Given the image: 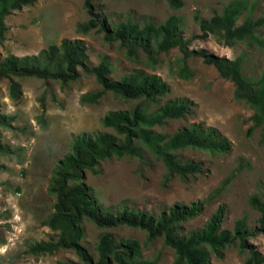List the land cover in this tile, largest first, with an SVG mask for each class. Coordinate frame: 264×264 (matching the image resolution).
<instances>
[{
  "label": "rangeland",
  "instance_id": "1",
  "mask_svg": "<svg viewBox=\"0 0 264 264\" xmlns=\"http://www.w3.org/2000/svg\"><path fill=\"white\" fill-rule=\"evenodd\" d=\"M84 1L32 0L11 9L3 17L1 57L36 54L63 38L81 39L86 46L85 65L95 66L107 56L113 80L133 68H144L147 72L157 73L168 84L169 91L161 101L185 97L193 103L188 114L154 126L155 131L170 134L179 127L203 123L215 127L229 142V149L224 153H211L191 146L176 150L181 159L201 163L200 172L185 179L171 176L163 181L162 162L147 151L140 158L110 155L98 162L94 167L96 172L84 171L83 181L90 187L97 203L103 209L125 206L157 214L173 204L206 199L199 215L180 224L182 233L200 228L219 204L224 205L221 228L231 230L234 220L243 215L249 229L257 226L259 213L249 206L247 196L259 191L258 182L264 185V146L259 143L260 128L248 132L252 125V105L235 92L229 79L222 77L214 66L204 63L199 56L182 58L183 52L172 47L153 54L155 62L140 50L136 52L137 58L130 60L118 42H106L98 29L76 32L75 24L88 19ZM183 1L184 5L178 10H172L166 0H89V3L97 17L106 22L126 17L137 20L145 16L159 23L167 15L176 14L181 18L182 37L190 39L189 50L203 49L227 59L238 58L243 77L256 80L263 69L264 51L255 43L243 39L227 46L218 35L199 36L201 32L194 15L209 18L213 12H221L231 0ZM249 1L255 3L250 13L253 18L264 14V0ZM244 15L236 19V25L243 21ZM256 32L264 39L262 28H256ZM146 63L154 65L151 68ZM181 63L193 71L188 80L176 75ZM78 74L66 85L56 79L36 76L0 77V115L12 117L11 127H0V142L8 144L14 151L6 157L0 156V264H80L70 248H57L53 253L38 256L28 252L30 244L57 237L42 224L52 211L55 198L47 191L49 178L57 161L68 151L74 135L84 131L115 135L113 129L102 126L100 118L109 110L129 109L138 99H124L106 90L97 103H82V93L101 91V86L92 74L80 69ZM10 80L17 81L20 86L16 100L9 96ZM40 113L46 121L44 127L37 122ZM116 137L121 140L123 135ZM229 175L230 179L224 184L223 180ZM209 194L212 197L207 199ZM81 226L80 243L93 260L97 259L94 246L99 234L110 232L116 240L136 239L141 244L144 258H157L156 264H173L172 248L165 246L160 237L147 240L145 231L140 228L102 229L84 218ZM248 242L264 254V233H256L248 238ZM246 257V252H240L235 241L224 247L222 258L210 254V264H242Z\"/></svg>",
  "mask_w": 264,
  "mask_h": 264
},
{
  "label": "trees",
  "instance_id": "2",
  "mask_svg": "<svg viewBox=\"0 0 264 264\" xmlns=\"http://www.w3.org/2000/svg\"><path fill=\"white\" fill-rule=\"evenodd\" d=\"M31 1L0 0V36L4 27L3 17L11 9L20 8ZM166 1L172 10H178L184 5L183 0ZM254 4L249 0H231L221 12H213L209 18H200L195 14L194 20L198 22L200 38L215 34L227 46H231L236 40L248 39L264 51V39L256 32L258 27L264 30V14L253 18L250 13ZM84 5L88 19L75 24L76 32L85 33L92 28L98 29L106 42H118L130 60L136 59V52L140 50L155 62L153 54L176 47L183 52L182 58L196 55L204 63L214 66L222 77L234 84L235 92L246 98L254 108L250 118L252 125L248 132L253 128H260L259 143L264 146V65L260 76L252 81L241 74L238 58L227 59L203 49L189 50L187 46L190 39L182 37L181 18L176 14L167 15L159 23L145 16L137 20L126 17L106 22L93 12L89 0H85ZM241 15H244V19L236 25V19ZM85 58L86 46L77 38H63L58 44H48L32 55H0V77L36 76L56 79L66 85L78 77L80 69L83 73L92 74L101 86V91L82 93L80 102L97 103L102 92L106 90L124 99H138L129 109L109 110L100 118L102 126L113 129L115 135L109 132L84 131L73 136L68 151L55 164L47 187V191L55 198L52 211L42 224L55 232L57 237L51 241L39 240L30 244L28 252L38 256L53 253L57 248H70L79 258L80 264L157 263V258L143 257L141 244L136 239L116 240L110 232L99 234L94 246L97 259L93 260L80 243L83 234L81 221L84 218L97 228L137 227L145 231L147 240L160 237L162 243L172 248L175 254L173 264H210V254L222 258L224 247L235 241L239 251L247 254L242 264L263 263L264 254L248 242V238L256 233H264L262 182H258V192L247 196L249 206L259 213L257 226L252 229L247 227L244 215L234 220L231 230L221 228L224 205L219 204L200 228L182 233L180 224L199 215L204 209L206 199L195 200L189 204H173L157 214L125 206L111 210L101 208L92 196L90 187L83 181L84 171L88 169L96 172L94 167L100 160L110 155L140 158L147 151L162 162L165 169L163 181L171 176L185 179L188 175L200 172L201 163L181 159L175 153L176 150L191 146L211 153H224L229 149V142L215 127L203 123H191L170 134L155 131L154 126L164 125L168 119H177L188 114L193 103L185 97L161 101L168 93L169 86L157 73L147 72L144 68H133L113 80L106 62L107 56H103L95 66L85 65ZM147 65L152 68L154 64ZM176 75L188 80L193 76V71L181 63L178 64ZM8 92L12 100L18 99L19 83L10 80ZM40 105L42 107V101ZM11 120L12 117L0 115V127H11ZM37 122L42 127L46 126L43 113L39 114ZM117 134H122L123 138L119 140ZM13 152L8 144L0 142L1 157ZM230 177L229 175L223 180L224 184ZM211 197L209 194L207 199Z\"/></svg>",
  "mask_w": 264,
  "mask_h": 264
}]
</instances>
